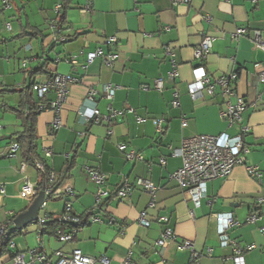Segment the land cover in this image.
Listing matches in <instances>:
<instances>
[{
    "label": "crops",
    "instance_id": "0c3cea01",
    "mask_svg": "<svg viewBox=\"0 0 264 264\" xmlns=\"http://www.w3.org/2000/svg\"><path fill=\"white\" fill-rule=\"evenodd\" d=\"M60 2L13 0L11 9L0 10V185L4 191L0 197V224L30 206L19 197L24 177L32 183L41 180L32 167L27 166L21 174V159L8 155L9 145L21 131L9 107L17 106L20 96L17 92L3 91L21 90L29 84V73L45 64L49 74L71 75L79 82L69 88L59 113L58 130L53 134L49 131L54 118L51 111H44L37 118V154L49 173L57 179L75 156L74 166L61 183L70 186L73 195L50 199L43 216L58 218L64 203L71 200L75 215L82 216L93 209L101 219V223L81 227L71 243H59L61 247L47 251L51 261H55L54 253L58 250L70 253L78 249L93 259L104 256L111 264L122 262L129 252L135 264H192L191 253L176 247L181 241H190L198 264H232L231 249L220 246L214 217L229 213L239 226L230 228L228 237L240 245L256 246L245 254L246 264H264V234L259 231L264 228V204H256V200L264 197V88L257 81L264 52L253 41V32H258L264 41V0H190L180 5H172L170 0H93L89 13L81 12L86 0H72L66 13L67 24L61 25L67 42L54 44L52 28L58 19L55 7ZM6 24L10 25V31ZM22 27L34 28L40 34L37 38L20 36ZM238 29L247 32L235 37ZM203 34L213 38L212 49L202 61H196L193 52ZM109 36L116 39L111 49L117 55L113 67L105 66L99 58L86 64L88 53L98 48L109 51L104 45V37ZM165 49L172 51V59L164 54ZM80 50L83 55L71 59ZM172 61L177 78L166 80L161 92L153 90V81L167 76ZM198 67L211 80L221 74L236 73L237 95L249 105L256 104V109L250 106L243 114L242 123L249 128L243 137L249 149L244 158L247 165L257 166L262 176L259 181L238 166L227 178L208 181L206 198L191 216L188 194L170 179L181 167V159L171 155L170 147L178 149L183 139L202 134L235 136L237 130V126L228 127L219 116L224 105L218 91L213 97L204 94L195 101L187 95L186 86L193 81V70ZM32 80L42 84L47 76L38 73ZM104 84L117 87L111 100L102 93ZM143 86L150 89L143 91ZM89 89L98 92L93 101L101 114H106L110 106L115 111L133 109L135 115L124 114L110 124L83 123L77 113ZM174 93L178 94V108L170 105ZM258 96L263 100L259 101ZM54 98V93L49 92L43 103ZM135 117L143 122H137ZM156 118L164 119L160 134L152 124ZM181 118L187 121L185 128L181 127ZM109 129L111 135L107 134ZM121 143L143 160L126 161L117 148ZM44 149H50V157H43ZM161 159L165 160L164 165L160 164ZM84 167L106 175L105 185L110 191L126 180L130 184L136 178L151 181L158 189L156 206L149 208L150 196L133 188L129 198L120 202L113 197L103 198L96 207L97 187ZM46 180L43 178V182ZM142 212L150 221L149 227L137 224ZM252 212L261 216L255 225L245 222ZM158 216H168V227L177 237L165 249L156 246L165 228L157 222ZM111 218L116 220L112 226L107 224ZM32 225L35 226L32 235L25 234L28 243L35 241L37 224ZM15 240L16 252L32 249L25 250L22 239ZM7 261L4 256L0 264Z\"/></svg>",
    "mask_w": 264,
    "mask_h": 264
},
{
    "label": "built area",
    "instance_id": "2783aa9c",
    "mask_svg": "<svg viewBox=\"0 0 264 264\" xmlns=\"http://www.w3.org/2000/svg\"><path fill=\"white\" fill-rule=\"evenodd\" d=\"M190 0H170L172 5L188 4ZM138 2V0H134ZM93 0H86V5L82 8V13L91 12ZM12 8V4L9 0H0V10L5 11ZM55 11L58 14L60 12V3L56 5ZM208 21V18H204ZM5 28L10 31V25L6 24ZM53 42L57 44H63L67 42V39L62 35V29L58 21L54 23L52 28ZM246 29L236 30L234 36L239 37L246 34ZM253 41L256 48L264 52V41L261 40L258 32H253ZM213 38L203 34L202 41L194 49L193 58L196 61H202L212 49ZM116 39L114 37H104V45L109 49L105 52L103 49L98 48L94 52L88 53L86 56V64L92 63L93 60L99 58L105 66L113 67L115 60L117 59L116 53L111 49L115 46ZM29 48V46H27ZM164 54L173 58V53L170 49H165ZM83 55V51L80 50L76 56H71V59L80 57ZM70 63L74 61L70 60ZM173 64V61H172ZM257 81L264 88V62L258 65ZM177 78L176 66L173 64L172 70L167 74L165 78H156L153 81L152 89L161 92L164 89L165 81H172ZM238 76L236 73L221 74L218 77L211 80L203 71L201 67L193 70V81L186 86L187 95L191 100L195 101L202 96L208 95L213 97L218 91V95L222 98L224 109L219 111V116L224 120L228 127L237 126L236 135L229 136L225 133L219 135H197L189 138H185L181 141V145L178 149H171V155L173 157H179L181 159V167L175 171L170 179L188 194L192 203V210L190 215L193 216V209H197L201 206L202 200L206 198V183L214 179L227 178L234 168L238 166L244 167L248 176L261 180L262 173L257 166H249L245 162V155L249 152V149L243 142V137L249 132V128L242 122L244 112L251 106L254 109L257 108L256 104L249 105L245 100L237 95L236 83ZM78 78L71 75L54 74L51 79L42 84H36L33 86V91L40 102L43 101L45 96L49 92H53L55 98L52 101H46L40 103L39 111H51L54 114V118L50 125V130L53 132L61 127V121L59 119V113L66 102L70 86L77 84ZM117 87L104 84L102 86V93L107 100L113 98L114 92ZM143 91H148V86L141 88ZM97 90L89 89L85 99L82 101V105L78 110V117L83 123L92 124H110L117 117L124 114L135 115L133 109H126L115 111L110 106L107 107L108 112L101 114L96 108L93 101V97L97 94ZM232 99L235 101L232 102ZM258 100L262 101V96H258ZM172 108L179 107L178 94H173V99L170 103ZM136 121L143 122L142 118L135 117ZM164 119L156 118L152 119V124L157 133L163 132L162 124ZM187 121L185 118H181V127L185 128ZM108 135L112 134L111 129L107 131ZM118 151L122 153L124 159L128 162L142 161L143 157L134 152L127 151L124 143L118 145ZM19 145L16 141H13L9 145L8 155L10 158L19 159ZM50 149H44L43 157H50ZM165 160L161 159L160 164L164 165ZM36 170L45 174L44 167L39 161L34 162ZM27 164L20 161L19 171L23 174L26 170ZM84 172L88 175L97 187L96 207L99 200L103 198L113 197L116 201H122L130 197L133 188H139L144 193L150 196V202L148 207L154 208L156 206V192L157 187L152 184L151 181L143 178H136L135 181L130 184L127 180L116 190L110 191L105 185L106 175L98 172L97 170L84 167ZM47 180L43 182L40 187L37 182L32 183L28 177H24V183L20 190L19 197L28 201L30 204L33 202L38 193L44 188V199L41 203L40 210L37 219V228L35 232L36 246L32 249H28L26 252H16L15 244L13 240H9L11 233L15 230L12 218L0 224V253L3 248L6 247L8 251L12 252V257L8 258V264H111L110 260L104 256L97 259L87 257L82 254L78 249H73L70 253H65L62 250H58L54 253L55 261H51L47 256V250L45 248V242L43 241V235H45V225L49 222L48 216H40V211L45 210L47 202L56 197L73 195V190L70 186L60 185L59 187H53L56 178L53 174L46 177ZM3 186L0 185V197L3 195ZM257 205L264 204V197L256 200ZM217 222V232L219 236V243L221 247H229L232 251L231 262L232 264H246L245 254L254 250L256 246L240 245L235 239H231L227 235V231L230 228L239 226L231 214H215ZM61 224L67 225L69 228L65 231H57L54 238L58 243L67 244L71 243L78 231L85 224L88 223H101V219L95 213L93 209L86 211L82 216L75 215L72 209V201L68 200L64 203L63 213L56 218ZM261 216L252 212L248 215L245 222L250 225H255ZM157 222L163 225L165 228L161 232L159 239L156 241V246L165 249L170 242H175L177 237L174 235L173 230L168 227V216H158ZM116 220L113 218L108 219L107 224L112 226ZM137 224L143 227H149L150 221L146 218V213L142 212L137 218ZM259 231L264 234V228H260ZM177 250H187L191 253L192 264H198V256L192 251V243L190 241H181L177 244ZM207 254H211V250H207ZM118 264H135L132 261L131 253L129 252L125 259Z\"/></svg>",
    "mask_w": 264,
    "mask_h": 264
},
{
    "label": "trees",
    "instance_id": "16d2710c",
    "mask_svg": "<svg viewBox=\"0 0 264 264\" xmlns=\"http://www.w3.org/2000/svg\"><path fill=\"white\" fill-rule=\"evenodd\" d=\"M13 0H9L11 4ZM72 0H61L60 2V12L57 15V21L59 25L65 26L67 24L66 22V13L70 7ZM13 6V5H12ZM23 31L20 36H27L31 38H37L39 36V31L34 28H28V27H22ZM57 44V43H54ZM45 74L47 76V80L51 79L53 75L49 74L46 70L45 64L43 67L33 70L29 73V84L25 87L21 88V90H15V89H8L6 92L8 94L12 93H18L20 96V101L15 107H9L10 112L14 114L16 119L20 123L21 131H19L15 135V141L18 143L20 151L19 156L22 162H25L28 167H32L36 170L35 161H39L43 167L45 174H42L41 172L37 171V174L41 176V180L37 182V184L41 187L43 184V178L50 175L49 169L45 166L42 158L37 154V141H38V135H37V118L39 116V105L40 102L39 99L36 97L33 86L37 83L35 80H32L35 74ZM46 97V96H45ZM50 133L53 134V131L50 130ZM73 160H75V156L72 157V160L68 163L66 169L64 172L60 175H57V179L55 183L53 184V187L57 188L61 185L64 177L68 172L72 169L74 166ZM12 217V221L17 216ZM36 224V223H34ZM69 228L67 225L61 224L57 221L56 218L53 216H49V222L45 225V235L56 237L57 231H65V229ZM22 231H14L11 233L9 240H13L16 236L21 235ZM7 256L8 258L12 257V252L8 251L6 247L3 248L2 252L0 253V258Z\"/></svg>",
    "mask_w": 264,
    "mask_h": 264
},
{
    "label": "water",
    "instance_id": "95a60500",
    "mask_svg": "<svg viewBox=\"0 0 264 264\" xmlns=\"http://www.w3.org/2000/svg\"><path fill=\"white\" fill-rule=\"evenodd\" d=\"M43 199L44 188H42V190L38 193L37 197H35L30 206L23 213L18 214L14 218L13 225L16 231H22L29 225L37 222L38 213Z\"/></svg>",
    "mask_w": 264,
    "mask_h": 264
},
{
    "label": "rangeland",
    "instance_id": "374dc122",
    "mask_svg": "<svg viewBox=\"0 0 264 264\" xmlns=\"http://www.w3.org/2000/svg\"><path fill=\"white\" fill-rule=\"evenodd\" d=\"M43 212H44V210H42V211H40V216H43ZM34 230H35V226L34 225H31V226H29V227H27V228H25L23 231H22V235H18V236H16L13 240H15V239H22V241H23V243H24V246H23V248H25V250H26V248L28 247V248H34L35 246H36V244H37V242H36V236H35V233H33V236H34V238H35V241H31V242H27V240H25V237L27 238V236H29L30 237V235H32L31 234V232L33 231L34 232ZM26 233H30L29 235H27V236H25V234ZM16 241V240H15ZM43 241L45 242L44 244H45V248H46V250L48 251V252H53V251H55V249H58L59 247H61L62 245L61 244H59L55 239H54V237H51V236H48V235H43ZM33 245V246H32ZM32 246V247H31ZM2 258H0V260H1ZM5 264H8V263H5Z\"/></svg>",
    "mask_w": 264,
    "mask_h": 264
}]
</instances>
